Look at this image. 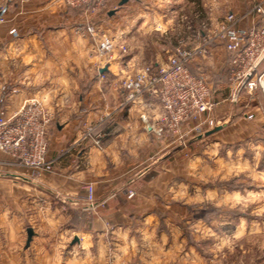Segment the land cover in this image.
Here are the masks:
<instances>
[{
	"label": "crops",
	"instance_id": "crops-1",
	"mask_svg": "<svg viewBox=\"0 0 264 264\" xmlns=\"http://www.w3.org/2000/svg\"><path fill=\"white\" fill-rule=\"evenodd\" d=\"M10 1L0 20V97L6 94L9 113L37 101L56 120L47 127L49 172L0 175V264H264L260 156L249 159L230 148L218 154L219 145L231 147L263 129L259 110L249 122L230 110L226 116L224 104L214 126L222 129L204 137L214 127L207 128L190 145L158 137L144 120L160 115L158 100L147 96L124 106L117 88L100 85L92 56L96 37L86 31L95 25L99 34L127 37L129 54L104 69L111 78L121 77L149 63H166L182 40L187 48L200 45L195 33L202 25L207 35L227 13L247 14L254 0H131L114 17L117 27L111 30L104 16L116 6L93 13L72 8L66 0ZM135 2L146 8L136 9ZM169 2L184 3L179 5L183 9H166ZM184 8L193 10L186 15ZM254 24L251 15L242 21L245 27ZM145 37L151 53L134 43ZM208 50V64L226 70L230 54L225 47ZM208 77L211 81L210 72ZM89 124L95 125L101 145L89 142L82 155L53 162L65 145L82 139ZM208 139L211 162L194 151ZM189 148L194 157L184 155ZM0 159L6 156L0 153ZM232 180L238 185L231 187ZM246 181L253 188L247 189ZM86 184L94 186L92 204ZM186 212L195 214L197 232L188 248L174 225ZM247 239L260 244L247 249Z\"/></svg>",
	"mask_w": 264,
	"mask_h": 264
},
{
	"label": "built area",
	"instance_id": "built-area-1",
	"mask_svg": "<svg viewBox=\"0 0 264 264\" xmlns=\"http://www.w3.org/2000/svg\"><path fill=\"white\" fill-rule=\"evenodd\" d=\"M10 0H0V11ZM110 0H66L75 9L83 8L93 13L105 9ZM246 15L255 19L251 27L242 25ZM2 20V18L0 19ZM206 25L195 33L200 45L187 48L182 40L174 49L166 63L154 62L144 65L134 74L111 78L104 69L118 57H125L130 49L123 36L114 37L99 34L95 25L86 31L96 37L92 53L93 68L100 85L109 84L121 92L124 106H131L140 99L152 96L160 104V115L153 121L144 118L146 127L158 137L172 138L185 146L207 128H213V120L201 119L214 109L210 79L202 72H195L191 66L197 60L210 55L212 45H223L230 54L226 65L229 100L239 102L245 95L254 99L258 89L264 92V0H254L247 14L229 12L219 20L218 27L205 35ZM6 94L0 97V175L12 176L20 170H33L36 173L50 171L51 161L47 127L56 120L55 113L37 101L14 108L8 112ZM253 120L252 113L247 115ZM199 122L191 125L193 121ZM82 139H75L59 150L55 161L65 156L82 155L89 142L100 146L101 137L95 134V125H86ZM87 201L94 203V186L84 185ZM134 189L129 195L134 194ZM120 264H128L121 262Z\"/></svg>",
	"mask_w": 264,
	"mask_h": 264
},
{
	"label": "rangeland",
	"instance_id": "rangeland-1",
	"mask_svg": "<svg viewBox=\"0 0 264 264\" xmlns=\"http://www.w3.org/2000/svg\"><path fill=\"white\" fill-rule=\"evenodd\" d=\"M117 1L118 0H116L114 2V4H112V3L111 4H106V6H105V8L107 7V9H106L107 11L110 8H112L113 6H116V9L113 10L115 12H114V14L112 16L109 15L110 12H107V15L104 16L106 21H109L107 23V25H108V28L110 30H111V28L117 27L116 24L113 23V20H114L115 16L119 15L118 12L119 11H124L127 8V5H129V3H130V5H131V3H134V1L129 0L125 5L120 7L119 3H120L121 0L118 1L119 2L118 6H117ZM182 4H184V3H182ZM182 4L181 3H174V2L164 3V5L166 6V9H169V10H179V8L183 9V7H180ZM149 5L152 8H158V6H156L154 3H151ZM134 6L136 7V9L146 8L143 5V3H141V2H135ZM185 8H186V6H185ZM190 10H193V9H190ZM190 10L185 9L183 12L186 15H188ZM117 23L120 26H123V27H124L125 24L127 25V22H124L122 20L121 21L118 20ZM123 38L125 40L127 37L125 38L124 35H123ZM158 38L164 40L166 38V36H164V38H161L159 36ZM140 40L141 41H138V39H135L134 43H139L138 45H140V48L142 46H144V49H145V51L147 53L153 52L152 51V47L153 46H152V44H150L151 42H150L149 37L141 38ZM168 51H165V52H168ZM169 52H172V50L169 51ZM173 52H174V50H173ZM118 58H122V57L120 56ZM192 68H193V70L195 72H201L202 71L207 77H208V74L210 72V76H211V82L210 83H211V88H212V100H213L215 106H214V109H213V111L211 113H209L207 115H204L201 119L213 120L214 125H216L219 122V118H220L219 116H216L217 115L216 112H218V114L222 113V110L220 112L218 108H220L224 104H226L227 105L226 109H228V111L226 112V116H227L228 112L230 113V111H231V113L233 115H235L236 117L241 118V119H245V120L247 119V121L252 122V121L256 120V118H257L256 114H255V111L259 110L260 115H261V117H262V119L264 121V92L262 91V89H258L257 90V94L254 96V99L250 98L249 96L246 97V95H245V97L242 100H240L239 102H233L232 100H229L227 98V96H228V85H227L228 77H227L226 70H223V71H222V69H220V70L217 69L216 70V67H213L210 64H208L207 59H205L204 57L199 59V60H197V62L191 66V69ZM220 109H223V108H220ZM250 113H252L254 115L253 120H250L247 117V115L250 114ZM198 122H199L198 120L193 121L191 123V125L192 124L195 125ZM210 146H211V139L203 140L202 142H198L194 146V149L195 148H197V149H195V150L192 149L191 150V148H189L187 150V152H185L184 155L186 157H189V158L194 157V155L192 154V152L194 150L195 153H196V156L202 157L203 160H207L208 162H211V159L209 158L210 154H208V155L206 154V152L211 153ZM218 147H219L218 148V154L220 156L226 155L227 152H228V148H230L229 151H231L233 153H236V152H238V150H240L241 153L244 154V156L246 158H249V159L253 158L254 156L255 157L256 156H260V162L258 164V169H259V171H263L264 172V126H263V129H261V131L257 135L250 137L246 141H240V142L236 143L235 145H233L231 147H225V146H222V145H219ZM229 185L231 187L232 186H236V185H238V182H237V180H232L229 183ZM243 185L247 189L248 188H253V186H254L251 181H246V183H243ZM261 189L264 190V181H263V185H262ZM203 213H205V212L203 211ZM188 214H189V212L188 213L186 212V213L182 214V216L180 215L179 216V220L176 221V224H174L176 226V228L180 230V233L183 235V238L185 239L184 245L187 248L189 247V244L191 243L190 242L191 237L193 236V234L197 233L196 232V227L193 226V220H195L196 216L194 214L192 217H190ZM204 217H205V215L203 214V218ZM174 225H166V227L168 229V228H170L168 226H174ZM200 242L199 243L203 247H205V244H207L206 243V239H202ZM258 244H260V243L256 242L253 239H247L246 240L247 249H249L250 247H253L254 245L257 246ZM263 245H264V242H262V246ZM250 256H251V254H249V256L247 257V263H248V259L251 258ZM263 257L264 256H262V258Z\"/></svg>",
	"mask_w": 264,
	"mask_h": 264
},
{
	"label": "water",
	"instance_id": "water-1",
	"mask_svg": "<svg viewBox=\"0 0 264 264\" xmlns=\"http://www.w3.org/2000/svg\"><path fill=\"white\" fill-rule=\"evenodd\" d=\"M129 0H121L120 3H119V6H123L125 5ZM11 4V1H8L5 5V7L0 11V19L4 16V14L7 12L9 6ZM115 11H111L109 13L110 16H112L114 14ZM263 86H264V79H263ZM222 127L221 126H217V127H214L213 129H211L210 131H208L204 137H208L212 134H214L215 132L221 130ZM203 138V136H199L197 139H194L190 142L187 143V145H190L191 143L197 141V140H201ZM32 235H33V232L31 230L28 231V241H31V238H32ZM76 242L78 241V239L75 240Z\"/></svg>",
	"mask_w": 264,
	"mask_h": 264
}]
</instances>
